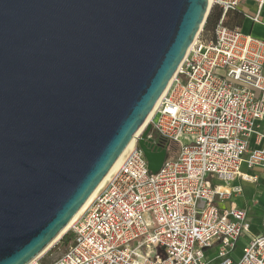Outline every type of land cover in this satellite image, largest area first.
<instances>
[{
  "label": "water",
  "instance_id": "obj_1",
  "mask_svg": "<svg viewBox=\"0 0 264 264\" xmlns=\"http://www.w3.org/2000/svg\"><path fill=\"white\" fill-rule=\"evenodd\" d=\"M210 0H0V264L64 232L151 112ZM139 140L152 173L167 159Z\"/></svg>",
  "mask_w": 264,
  "mask_h": 264
},
{
  "label": "built area",
  "instance_id": "obj_2",
  "mask_svg": "<svg viewBox=\"0 0 264 264\" xmlns=\"http://www.w3.org/2000/svg\"><path fill=\"white\" fill-rule=\"evenodd\" d=\"M243 2L256 5L257 21L264 0L212 1L223 9L215 38L198 35L133 149L50 264H264V205L258 235L248 210L221 207L243 192L226 190L236 180L257 183L243 166L264 168V40L224 22ZM148 126L158 150L159 139L180 148L156 174L139 144Z\"/></svg>",
  "mask_w": 264,
  "mask_h": 264
},
{
  "label": "crops",
  "instance_id": "obj_3",
  "mask_svg": "<svg viewBox=\"0 0 264 264\" xmlns=\"http://www.w3.org/2000/svg\"><path fill=\"white\" fill-rule=\"evenodd\" d=\"M232 13V22L228 26L238 27L246 35H252L253 37L264 40V9L260 13L258 20H255L257 17V8L253 3H241L238 7L236 13L240 18L235 17ZM226 19V18H225ZM226 21V20H225ZM243 173L248 174L249 176H257V183L252 182H242L236 180L233 185L229 188H226L227 191L233 192L236 187H243V192L241 193H232L222 204L223 209L235 205L240 209H246L249 212L250 216V232L253 235H258L261 232L260 221L262 215V206L264 205V168H254L249 170L246 166L242 167ZM242 240L243 246L249 241V238L246 236ZM240 255V251L238 250Z\"/></svg>",
  "mask_w": 264,
  "mask_h": 264
},
{
  "label": "trees",
  "instance_id": "obj_4",
  "mask_svg": "<svg viewBox=\"0 0 264 264\" xmlns=\"http://www.w3.org/2000/svg\"><path fill=\"white\" fill-rule=\"evenodd\" d=\"M237 10L233 11L234 18H240L237 13ZM223 18V9L219 5H213L209 15L207 17V20L202 28V31L199 34V39L202 41H210L215 38V30L219 24V22ZM226 19H224L225 24L228 26L232 22V13H227ZM226 20V21H225ZM230 27V26H228ZM234 28V27H231ZM159 147H161L163 150L167 151V159L168 161L176 160L179 156V145L177 142L169 141L166 139H159L158 141ZM63 241L66 244H69L72 241V235L66 234L63 237Z\"/></svg>",
  "mask_w": 264,
  "mask_h": 264
},
{
  "label": "bare ground",
  "instance_id": "obj_5",
  "mask_svg": "<svg viewBox=\"0 0 264 264\" xmlns=\"http://www.w3.org/2000/svg\"><path fill=\"white\" fill-rule=\"evenodd\" d=\"M213 0H210V5L212 4ZM169 87V86H168ZM168 89V88H167ZM166 89V91H167ZM165 91V92H166ZM164 92V94H165ZM163 94V95H164ZM163 97V96H162ZM161 97V98H162ZM161 99L159 100V102L157 103V105L155 106V108L153 109V111L151 112L149 118L147 119L145 126L150 122L151 118L154 116L159 103H160ZM136 143V138H134L130 144L127 146V148L125 149V151L123 152V154L121 155V157L118 159V161L115 163V165L113 166V168L111 169V171L108 173V175L105 177V179L102 181V183L99 185V187L96 189V191L93 193V195L89 198V200L85 203V205L82 207V209L78 212V214L73 218V220L70 222V224L66 227V229L64 230V232L56 239V241L49 247V249L58 241L62 238V236L68 232V230L70 229V227L80 218V216L85 212V210L88 208V206L91 204V202L94 200V198L96 197V195L101 192L105 186L107 185V183L110 181V179L114 176V174L117 172V170L119 169L120 165L122 164V162L124 161V159L126 158V156L128 155V153L133 149L134 145ZM48 249V250H49ZM47 251H45L41 256H43ZM40 256V257H41ZM39 257V258H40Z\"/></svg>",
  "mask_w": 264,
  "mask_h": 264
},
{
  "label": "rangeland",
  "instance_id": "obj_6",
  "mask_svg": "<svg viewBox=\"0 0 264 264\" xmlns=\"http://www.w3.org/2000/svg\"><path fill=\"white\" fill-rule=\"evenodd\" d=\"M145 131H146V129H145ZM66 234H71L72 235V233L68 231L49 250H47V252L45 253L44 257L42 258V263L43 264H50L52 261H54L55 259H57L58 257H60L62 254H64L67 251L70 243L66 244L63 241V237ZM242 240H244V239L242 238L240 243H239V245H238V250L240 251V253L242 252V247H243ZM238 250H237V254L239 253Z\"/></svg>",
  "mask_w": 264,
  "mask_h": 264
}]
</instances>
